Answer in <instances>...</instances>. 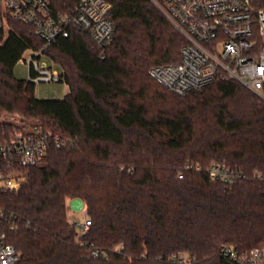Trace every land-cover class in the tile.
<instances>
[{
  "label": "trees",
  "instance_id": "obj_1",
  "mask_svg": "<svg viewBox=\"0 0 264 264\" xmlns=\"http://www.w3.org/2000/svg\"><path fill=\"white\" fill-rule=\"evenodd\" d=\"M106 1L115 34L104 59L77 32L46 50L65 77L63 99L37 98L14 74L27 50L44 47L32 27L12 21L0 47V116L18 118H0V144L17 130L70 140L18 169V191L0 190L15 264H237L222 246L263 252L264 100L235 81L175 95L150 70L180 61L181 34L149 0ZM213 163L243 177L212 180ZM76 198L85 233L69 219Z\"/></svg>",
  "mask_w": 264,
  "mask_h": 264
},
{
  "label": "built area",
  "instance_id": "obj_2",
  "mask_svg": "<svg viewBox=\"0 0 264 264\" xmlns=\"http://www.w3.org/2000/svg\"><path fill=\"white\" fill-rule=\"evenodd\" d=\"M149 1L185 41L179 62L150 70L158 83L183 97L216 81H235L264 100V7L256 8L252 0ZM111 9L106 0H0V47L11 32L12 21L32 27L44 47L27 50L20 61L28 66V81L35 85L64 83L62 71L46 50L77 32L90 36L104 59L115 34ZM50 142L62 148L70 140L17 130L9 142L0 144V190L18 191L27 181L18 169L45 163ZM192 167L201 169L199 164ZM209 174L212 180L227 183L243 177L217 163L210 166ZM82 212H86L85 205ZM74 224L85 233L90 221ZM221 253L233 263L264 264V251L241 256L235 246L224 245ZM17 259L15 248L2 231L0 216V264H15ZM173 263L190 264L185 257Z\"/></svg>",
  "mask_w": 264,
  "mask_h": 264
},
{
  "label": "rangeland",
  "instance_id": "obj_3",
  "mask_svg": "<svg viewBox=\"0 0 264 264\" xmlns=\"http://www.w3.org/2000/svg\"><path fill=\"white\" fill-rule=\"evenodd\" d=\"M14 74L18 79L28 80L29 69L24 61L17 64L14 69ZM35 92L39 99H63L68 94V86L64 83H40L36 85ZM0 118L9 122L18 121L17 117L8 113L1 114ZM69 203L70 200L68 201V206ZM69 219L72 223L84 224L87 218L85 212H74L70 209Z\"/></svg>",
  "mask_w": 264,
  "mask_h": 264
},
{
  "label": "water",
  "instance_id": "obj_4",
  "mask_svg": "<svg viewBox=\"0 0 264 264\" xmlns=\"http://www.w3.org/2000/svg\"><path fill=\"white\" fill-rule=\"evenodd\" d=\"M84 201L82 199L76 198L70 200L69 209L73 210L74 212H81L84 209Z\"/></svg>",
  "mask_w": 264,
  "mask_h": 264
},
{
  "label": "crops",
  "instance_id": "obj_5",
  "mask_svg": "<svg viewBox=\"0 0 264 264\" xmlns=\"http://www.w3.org/2000/svg\"><path fill=\"white\" fill-rule=\"evenodd\" d=\"M68 92H69V89H68Z\"/></svg>",
  "mask_w": 264,
  "mask_h": 264
}]
</instances>
